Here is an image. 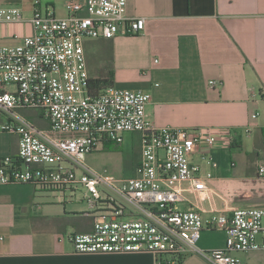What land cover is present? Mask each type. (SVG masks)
<instances>
[{
  "label": "built area",
  "instance_id": "built-area-1",
  "mask_svg": "<svg viewBox=\"0 0 264 264\" xmlns=\"http://www.w3.org/2000/svg\"><path fill=\"white\" fill-rule=\"evenodd\" d=\"M125 8L126 0H69L67 16L58 18L36 4L33 33L0 46V131L19 138L16 155L0 156V185L31 184L62 203L84 201L88 210L81 215L92 219L91 230L58 237L77 254L150 253L155 264H181L195 253L211 264H241L237 253H264V207L203 215L212 175L199 176L190 157L203 143L214 146L215 137L154 127L145 112L147 92L111 86L88 94L84 43L144 29V19L127 17ZM22 21L20 8L0 7V23ZM27 109L37 110L47 127L23 117ZM129 132L142 135L133 177L117 179L84 163L86 154L120 144ZM201 158L216 167L206 151ZM257 175L264 177V167ZM204 230L224 231V247L200 250Z\"/></svg>",
  "mask_w": 264,
  "mask_h": 264
},
{
  "label": "crops",
  "instance_id": "crops-1",
  "mask_svg": "<svg viewBox=\"0 0 264 264\" xmlns=\"http://www.w3.org/2000/svg\"><path fill=\"white\" fill-rule=\"evenodd\" d=\"M68 1L0 0V7L16 6L23 16L20 23H0V46L18 45L33 33L29 20L36 4L65 18ZM125 15L143 18V31L86 41L89 77L94 74L87 54L92 50L107 54V72L101 75L112 71V87L149 93L145 112L154 127L192 130L202 138H216L214 146L203 143L190 157L199 176L212 175L206 181L207 198L200 204L204 216L257 207L237 195L244 194L243 189L258 178L264 180L257 175L258 167H264V0H126ZM210 81L215 85L210 86ZM134 139L139 143L137 160L129 175L117 179L135 175L142 151L141 133H125L115 155L127 154ZM18 141L16 134L0 131V156L16 155ZM204 151L216 163L215 168L202 160ZM88 163L91 169L96 166L95 161L88 159ZM47 194L31 184L0 185V264H155L150 253H75L58 237L89 232L92 219L81 213H64V226L57 227L37 207L44 204L37 200ZM186 196L194 201L192 194ZM66 203L82 206L85 202ZM225 238L224 231L204 230L197 247L219 249ZM250 253L236 256L241 264H247ZM181 264L211 263L192 253Z\"/></svg>",
  "mask_w": 264,
  "mask_h": 264
},
{
  "label": "rangeland",
  "instance_id": "rangeland-1",
  "mask_svg": "<svg viewBox=\"0 0 264 264\" xmlns=\"http://www.w3.org/2000/svg\"><path fill=\"white\" fill-rule=\"evenodd\" d=\"M89 58V62L92 63V70L90 73L94 74L93 77H100L102 72H107L108 62L106 59V55L100 53L98 50H92L87 54ZM105 58V59H104ZM91 76V75H90ZM20 114L34 123L38 127H43L46 123L42 120L40 113L37 110H23L20 111ZM132 146H129L127 149V154L124 156L115 155V151H120V147L114 144L104 148L103 152H92L90 154H86L84 157V163L89 165V162L95 161L96 166L92 169L95 171L111 175L114 177L127 176L131 172V164L137 160V156L139 154V143L137 139L131 143ZM88 155V156H87ZM57 195L52 193H48L47 195H42L37 203L41 201L44 204L38 203L37 207L41 208L40 213L47 214L46 216L52 218V223L57 227H63L64 222L61 220V216L66 214H78L88 210V206L83 203L82 206H77L72 203L63 204L58 200ZM259 206V207H263ZM248 263L247 264H264V253L261 252H253L248 254Z\"/></svg>",
  "mask_w": 264,
  "mask_h": 264
},
{
  "label": "trees",
  "instance_id": "trees-1",
  "mask_svg": "<svg viewBox=\"0 0 264 264\" xmlns=\"http://www.w3.org/2000/svg\"><path fill=\"white\" fill-rule=\"evenodd\" d=\"M113 82V73L109 71L107 75H101L100 77H91L88 84V94L90 96H97L107 87H111ZM234 145V144H233ZM234 147V146H233ZM244 194L237 195L240 199L248 198L247 202L254 206L264 205V180H258L251 182L245 189ZM264 207V206H263Z\"/></svg>",
  "mask_w": 264,
  "mask_h": 264
}]
</instances>
